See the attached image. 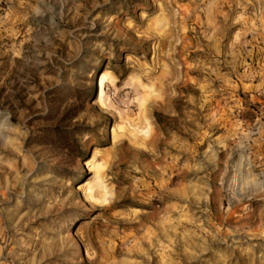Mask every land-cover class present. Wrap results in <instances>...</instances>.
I'll use <instances>...</instances> for the list:
<instances>
[{
  "label": "rangeland",
  "instance_id": "374dc122",
  "mask_svg": "<svg viewBox=\"0 0 264 264\" xmlns=\"http://www.w3.org/2000/svg\"><path fill=\"white\" fill-rule=\"evenodd\" d=\"M0 264H264V0H0Z\"/></svg>",
  "mask_w": 264,
  "mask_h": 264
},
{
  "label": "bare ground",
  "instance_id": "6f19581e",
  "mask_svg": "<svg viewBox=\"0 0 264 264\" xmlns=\"http://www.w3.org/2000/svg\"><path fill=\"white\" fill-rule=\"evenodd\" d=\"M103 86H104V82H103V76H100L98 79V87H99V92H98V100H100L103 96ZM149 133V128L146 127L145 130L143 131V135L147 136Z\"/></svg>",
  "mask_w": 264,
  "mask_h": 264
},
{
  "label": "trees",
  "instance_id": "16d2710c",
  "mask_svg": "<svg viewBox=\"0 0 264 264\" xmlns=\"http://www.w3.org/2000/svg\"><path fill=\"white\" fill-rule=\"evenodd\" d=\"M156 118H158V120H159V116L158 115H156ZM64 132H65L64 134H66L67 136L70 135V133H68V131H64Z\"/></svg>",
  "mask_w": 264,
  "mask_h": 264
}]
</instances>
